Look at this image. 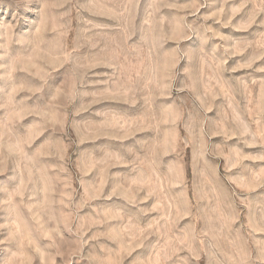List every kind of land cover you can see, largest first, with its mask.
I'll use <instances>...</instances> for the list:
<instances>
[{
    "label": "clouds",
    "instance_id": "clouds-1",
    "mask_svg": "<svg viewBox=\"0 0 264 264\" xmlns=\"http://www.w3.org/2000/svg\"><path fill=\"white\" fill-rule=\"evenodd\" d=\"M0 264H264V0H0Z\"/></svg>",
    "mask_w": 264,
    "mask_h": 264
}]
</instances>
